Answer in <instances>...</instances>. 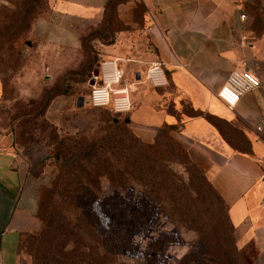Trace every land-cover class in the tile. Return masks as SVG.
Instances as JSON below:
<instances>
[{"label": "crops", "instance_id": "1", "mask_svg": "<svg viewBox=\"0 0 264 264\" xmlns=\"http://www.w3.org/2000/svg\"><path fill=\"white\" fill-rule=\"evenodd\" d=\"M263 2L47 0L46 13L32 23L39 42L76 49L85 34L116 21L109 42H96L103 58L120 60L132 101L130 129L147 144L165 132L183 147L227 205L234 231L256 245L255 264H264V134L255 129L264 123V30L253 8ZM155 60L164 66L166 86L145 79ZM243 67L261 83L230 110L217 91ZM45 153L21 148L0 127V264H26L22 246L41 228Z\"/></svg>", "mask_w": 264, "mask_h": 264}, {"label": "rangeland", "instance_id": "2", "mask_svg": "<svg viewBox=\"0 0 264 264\" xmlns=\"http://www.w3.org/2000/svg\"><path fill=\"white\" fill-rule=\"evenodd\" d=\"M47 9V0H0V127L12 133L21 148L46 151L40 189L43 213L54 185L67 176L60 167L62 155L57 157L61 137L83 135L97 141L115 119L119 123L114 128L130 129L121 124L126 115L86 101L89 80L104 57L96 39L109 42L120 26L111 18L85 34L80 48L55 49L32 34L33 21ZM253 15L256 27L264 30V2L253 8ZM151 146L170 172L180 204L172 207L169 199L161 200L150 224L135 238L136 246L119 260L99 264H255L256 245L242 241L234 231L226 204L212 198L201 169L183 147L165 132ZM101 185L107 193H121L106 178ZM131 185L138 195L140 187ZM53 200L58 203L60 198ZM34 241L31 236L22 246L26 264H36Z\"/></svg>", "mask_w": 264, "mask_h": 264}, {"label": "trees", "instance_id": "3", "mask_svg": "<svg viewBox=\"0 0 264 264\" xmlns=\"http://www.w3.org/2000/svg\"><path fill=\"white\" fill-rule=\"evenodd\" d=\"M118 123L112 120V127L97 141L83 135L58 140L57 157L62 155L60 167L67 176L54 185L44 213L39 203L41 228L32 235L36 264L119 260L120 254L136 246L135 238L150 224L161 200L169 199L172 207L180 204L170 172L152 146L129 128L125 132L114 128ZM128 123L126 116L121 124ZM117 160H121L119 168ZM201 171L212 198L224 202ZM103 178L121 193L105 192ZM132 182L140 187L138 195Z\"/></svg>", "mask_w": 264, "mask_h": 264}, {"label": "built area", "instance_id": "4", "mask_svg": "<svg viewBox=\"0 0 264 264\" xmlns=\"http://www.w3.org/2000/svg\"><path fill=\"white\" fill-rule=\"evenodd\" d=\"M244 18V14L241 15ZM93 76V75H92ZM123 71L117 57L102 58L98 63V74L94 84L89 85L88 102L92 107H109L116 114H128L132 109L130 88L122 85ZM145 79L152 87L168 84V77L160 61H151L145 69ZM259 77L248 69L232 70L217 91V97L226 108L232 110L242 95L260 86ZM255 129L264 134V123L256 124Z\"/></svg>", "mask_w": 264, "mask_h": 264}, {"label": "water", "instance_id": "5", "mask_svg": "<svg viewBox=\"0 0 264 264\" xmlns=\"http://www.w3.org/2000/svg\"><path fill=\"white\" fill-rule=\"evenodd\" d=\"M97 74H98V68H95L93 71V76L89 80V85L94 84V76H96Z\"/></svg>", "mask_w": 264, "mask_h": 264}]
</instances>
